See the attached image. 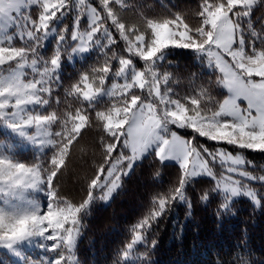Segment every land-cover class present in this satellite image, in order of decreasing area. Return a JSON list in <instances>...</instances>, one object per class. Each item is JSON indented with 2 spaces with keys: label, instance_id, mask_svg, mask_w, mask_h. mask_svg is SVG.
<instances>
[{
  "label": "snow or ice",
  "instance_id": "1",
  "mask_svg": "<svg viewBox=\"0 0 264 264\" xmlns=\"http://www.w3.org/2000/svg\"><path fill=\"white\" fill-rule=\"evenodd\" d=\"M162 6L0 0V264H80L86 218L148 158L161 187L114 264H152L160 221L177 205L191 215L196 184H208L201 203L218 198L217 217L239 198L264 208V165L248 158L264 154V0ZM177 50L197 71L179 74ZM76 63L87 66L65 84ZM76 153L92 156L79 199L60 184Z\"/></svg>",
  "mask_w": 264,
  "mask_h": 264
},
{
  "label": "trees",
  "instance_id": "2",
  "mask_svg": "<svg viewBox=\"0 0 264 264\" xmlns=\"http://www.w3.org/2000/svg\"><path fill=\"white\" fill-rule=\"evenodd\" d=\"M143 5H150L152 15H166L162 5H168L174 11L185 13L194 11L198 0H134ZM264 10L257 9V14ZM35 15V9L32 10ZM51 47V41L48 45ZM173 65H179V74L186 77L197 71L191 54L177 50L169 57ZM92 63L91 60L87 62ZM87 64L76 63L64 68L65 84L67 77L82 70ZM177 71L176 69H171ZM183 91V87L178 88ZM95 133L85 137L87 142ZM2 138V136H0ZM34 153L29 148L21 158L33 159ZM248 158L257 166L264 165V154L249 153ZM91 153L83 158L76 153L71 159L68 171L60 178L62 190L79 199L82 195L84 175L91 174ZM155 166L151 158L146 159L141 167L125 181L123 190L107 205L94 206L92 214L86 218L83 233L77 244V258L80 264H114L116 252L128 239V229L143 213L149 196L161 185L156 182L153 173ZM175 169L171 166L163 173L167 181L173 179ZM207 183L194 185L190 190L193 197L191 215L184 205H177L167 217L160 221L155 234L157 245L152 251V264H239L240 258L246 257L254 264H264V208H255L246 198H239L234 204V214L217 217L218 198L208 203L198 199ZM257 187H259L257 185Z\"/></svg>",
  "mask_w": 264,
  "mask_h": 264
}]
</instances>
